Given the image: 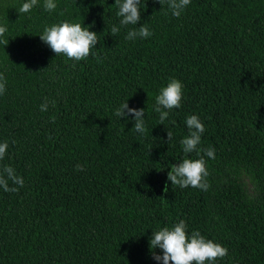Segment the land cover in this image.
Listing matches in <instances>:
<instances>
[{"label":"trees","instance_id":"1","mask_svg":"<svg viewBox=\"0 0 264 264\" xmlns=\"http://www.w3.org/2000/svg\"><path fill=\"white\" fill-rule=\"evenodd\" d=\"M24 2L0 0V170L24 181L0 186V264H161L152 231L180 220L227 248L211 264H264V0H191L179 17L167 0H140L136 26H121L115 0H54L53 11L39 0L19 13ZM64 21L98 35L85 59L41 41ZM143 24L150 37L126 39ZM171 79L181 105L162 109L160 125L155 101ZM126 101L145 109L143 134L115 116ZM190 115L204 125L198 149L215 150L206 191L167 180L199 158L180 144Z\"/></svg>","mask_w":264,"mask_h":264},{"label":"clouds","instance_id":"2","mask_svg":"<svg viewBox=\"0 0 264 264\" xmlns=\"http://www.w3.org/2000/svg\"><path fill=\"white\" fill-rule=\"evenodd\" d=\"M162 5L164 0H158ZM191 0H167L169 9L173 16L179 17L184 8L189 5ZM39 0H26L19 8V13H27L34 6H37ZM140 0H115V5L118 7L117 16L121 17V26L129 24L136 26L141 19V10L139 8ZM54 0H44L43 8L45 11H53L56 8ZM91 25L85 27L80 23H70L64 21L62 23L53 24L44 28L40 36L41 41L46 43L52 51L58 54H64L68 58L75 61H80L89 56L90 50L98 43V35L89 30ZM119 28L113 26L112 34L119 32ZM7 28L0 26V37H3ZM152 35L149 28L143 24L140 27H134L129 30L126 39L133 40L137 37L148 38ZM0 43L8 44L6 40H0ZM6 80L0 73V95L6 90ZM182 83L177 79H171L167 86L160 89L159 95L156 97L154 111L160 113V125H163L164 120L168 117V111L173 108H179L182 99ZM47 105H41V111H46ZM115 116L125 118L129 115L134 117L133 129L141 134L145 131L144 116L145 109L130 108L127 101L122 103L115 111ZM186 126L189 129L188 135L185 136L180 144L185 154L197 152L198 159L186 157L178 164H173L171 170L167 172V180L172 185H178L181 188L189 186L201 190H207L209 184L206 177L209 175L206 168L204 156L215 158V150L212 148L198 149L201 142V134L204 132V125L196 115H190L186 118ZM168 141L172 137V133L167 131ZM8 143L5 141L0 143V160L6 154ZM203 152V155L200 153ZM77 170H83V166L77 164ZM6 174V178H5ZM11 180L14 184L23 186V178L16 175L15 170L8 165L3 166L0 170V186L4 190L15 192L18 188L8 186V181ZM164 191H168L167 183L164 186ZM187 224L184 220H180L171 227H163L157 231H152L149 239L150 249H162V255L153 253V258L161 262V264H205L206 261L214 262L217 258H223L228 254L227 248L215 243L212 240L206 239L199 231H193L191 235L186 232Z\"/></svg>","mask_w":264,"mask_h":264}]
</instances>
